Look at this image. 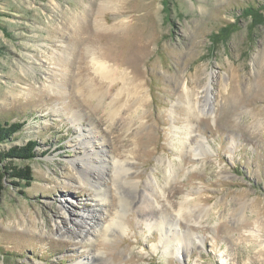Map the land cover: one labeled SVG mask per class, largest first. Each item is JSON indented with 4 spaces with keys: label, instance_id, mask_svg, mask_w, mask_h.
Returning a JSON list of instances; mask_svg holds the SVG:
<instances>
[{
    "label": "rangeland",
    "instance_id": "obj_1",
    "mask_svg": "<svg viewBox=\"0 0 264 264\" xmlns=\"http://www.w3.org/2000/svg\"><path fill=\"white\" fill-rule=\"evenodd\" d=\"M92 58L131 60L137 80L113 86ZM0 122L22 125L0 154L39 144L32 160L0 159L33 175L3 179L0 264H264V0H0ZM89 129L139 184L106 182L101 226L123 198L127 231L82 244L57 223L97 202L78 172Z\"/></svg>",
    "mask_w": 264,
    "mask_h": 264
},
{
    "label": "bare ground",
    "instance_id": "obj_2",
    "mask_svg": "<svg viewBox=\"0 0 264 264\" xmlns=\"http://www.w3.org/2000/svg\"><path fill=\"white\" fill-rule=\"evenodd\" d=\"M91 62L93 66L96 67L97 73L101 75V78L103 77L104 80L110 82V84L113 86L118 85L119 81L121 82V84L123 83V85L134 83L133 81L135 80L134 78L135 75L133 76V72L130 73L127 72V70L130 68L129 65H131V60H122V59L112 60V65H110L109 61L104 62L103 60L97 58H92ZM205 92L206 95L209 96L208 88H206ZM206 98L208 100L204 104H202V100L200 101L195 100L196 102L195 105L201 106L202 107L201 112L203 114L205 113V115H207L206 113H209L208 104L210 100L208 97ZM190 103L192 104L190 108H192L194 103L192 101H190ZM122 121L123 118L119 117L118 122H122ZM99 125H101V120L99 121ZM80 138L83 144L88 145V147L85 150L86 155L83 156L84 160L80 161L79 163L80 167L78 168V172L81 174V175L79 174L80 177L84 176V180L81 182V185H90L91 187L95 188L96 190L95 196H97L98 199L96 204L94 205L95 207L87 211H79V210L73 211L72 209H70V207H73V205L72 206L70 205V207L69 206L66 207L68 215L65 216L63 220L64 224L63 221H59L57 223V231L60 237L70 238L71 240H77L82 244H87L86 242H92V241L96 242L97 240L103 237L108 238L111 232H113L116 228L117 229L120 228L121 231L123 232L127 231V227L124 224L125 215L122 213L124 209H128L129 211H132L133 208H131V203L123 198L120 199V202L122 204V208H121L122 211L121 210L116 211V215L113 217L112 221L106 226H101V219L104 217V211L102 208H106L107 200L105 198V195L109 189V188L107 189L106 187V184H108L106 182L111 180L114 186H116L118 182L120 184L122 183H124L125 185L128 184L129 188L138 186L139 182H134L133 180L128 181L129 179L126 180L127 176H133V174H136L135 166L129 161L121 163L109 159L104 149L105 148L103 145L104 143L99 144L95 142V139H100L102 138V136H98L93 131V129L88 130L87 136L82 134L81 132ZM198 145H200L205 151V147L201 143H198ZM190 151H191L190 153H193V156L195 158H198L199 155H201L200 153H198V150L196 148ZM167 172L170 174L169 178H172V176L177 172L174 162L168 161ZM156 183L157 180H154L153 178L148 179L145 182L144 188L140 194L141 200L147 202L148 207L151 205L152 202V200L149 199V197L151 198L153 196L152 193L150 192V188L156 186ZM117 190L119 191V189ZM134 193L138 194L137 191H134ZM105 212L107 213V215L108 213H110V211L107 210V208ZM183 212H184L183 210H180L179 216H183L182 215ZM164 222H168V221L162 220L161 222H159V224L160 225L162 224V226L166 228L168 224ZM177 222L178 221H175V223ZM173 223L172 221H170L171 224L170 230L167 232V235L170 234L169 232H173L174 233L173 240L175 242H172L168 238L166 247L168 248H170L171 246L174 247L173 254H176V256H181L183 250V242L185 241H183V239H181V236L177 233V231L173 229L175 228L173 227L174 226ZM114 232L116 233V231ZM165 236L162 235V240L167 238V236L166 237ZM190 236H195V234L191 233Z\"/></svg>",
    "mask_w": 264,
    "mask_h": 264
},
{
    "label": "trees",
    "instance_id": "obj_3",
    "mask_svg": "<svg viewBox=\"0 0 264 264\" xmlns=\"http://www.w3.org/2000/svg\"><path fill=\"white\" fill-rule=\"evenodd\" d=\"M256 11V8H246L245 14L251 15L253 12ZM233 25H229L223 31H225L226 35H230L234 28H232ZM22 128V125L19 123H1L0 122V144L5 142L7 139H9L12 135L18 133ZM38 141H30L25 145L24 147H12L5 153L0 154L1 160H8V159H20V160H32L35 156V148L38 146ZM12 172H10V168L5 167V172H0V193L2 191L3 186V179L5 176H9L11 178H18L25 181H31L33 180V175L31 172L30 167H26L23 169H11Z\"/></svg>",
    "mask_w": 264,
    "mask_h": 264
}]
</instances>
